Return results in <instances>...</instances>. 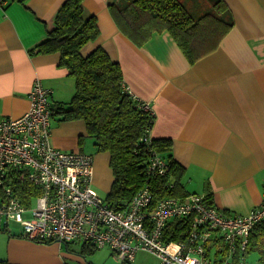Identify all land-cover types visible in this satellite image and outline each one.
Wrapping results in <instances>:
<instances>
[{
    "label": "crops",
    "instance_id": "obj_1",
    "mask_svg": "<svg viewBox=\"0 0 264 264\" xmlns=\"http://www.w3.org/2000/svg\"><path fill=\"white\" fill-rule=\"evenodd\" d=\"M65 1L0 5V121L28 110L36 80L50 91L53 108L72 98L74 80L59 65V55L37 50ZM219 1L180 0L194 21L203 18L201 29L208 33L222 30L219 19L232 22L216 47L194 62L167 30L152 32L141 44L124 33L116 19L130 0H82L84 15L96 18L99 36L81 52L103 48L120 65L125 89L149 106V135L168 141L162 155L180 168L179 177L169 181L175 184L172 195H202L225 214L246 215L264 194V0ZM50 143L92 155V181L107 195L113 180L109 155L89 151L95 147L83 121L51 118ZM83 244L80 255H65L59 253L62 245L29 240L21 228L11 230L0 220V261L8 264H78L97 250L84 244L93 249L84 252ZM137 255L133 263L119 264H141ZM244 264H264V256L247 250Z\"/></svg>",
    "mask_w": 264,
    "mask_h": 264
},
{
    "label": "built area",
    "instance_id": "obj_2",
    "mask_svg": "<svg viewBox=\"0 0 264 264\" xmlns=\"http://www.w3.org/2000/svg\"><path fill=\"white\" fill-rule=\"evenodd\" d=\"M6 1L0 0V5ZM50 94L36 80L29 93L28 110L19 118L0 121L3 224H18L23 237L34 242H81L97 249L108 246L121 262L133 263L138 253L145 252L158 264H210L212 260L244 264L251 231L264 221V194L248 214L235 215L221 212L197 194L155 200L151 186L146 185L124 209L117 210L92 190V155L51 145ZM142 106L151 111L146 103ZM149 132L146 129L139 139L150 152L147 174L165 177L169 161L156 148H149ZM12 170L20 173L16 176L19 183L11 178ZM20 183L39 191L29 197L27 205L12 189ZM174 185L170 182L169 190ZM175 223L187 226L178 240H167V230ZM78 264L88 263L83 260Z\"/></svg>",
    "mask_w": 264,
    "mask_h": 264
},
{
    "label": "trees",
    "instance_id": "obj_3",
    "mask_svg": "<svg viewBox=\"0 0 264 264\" xmlns=\"http://www.w3.org/2000/svg\"><path fill=\"white\" fill-rule=\"evenodd\" d=\"M130 1L116 19L121 30L136 44L143 43L152 32L167 30L191 62L215 48L220 36L232 26L230 20L219 19L223 28L214 35L201 29L203 18L194 21L180 0ZM217 1L215 3L219 5L221 1ZM98 36L96 18L84 15L82 0H66L57 12L54 28L37 46L39 53L58 54L59 65L65 67L74 80V94L65 106L53 108L49 98L51 118L60 115L62 120L83 121L96 151L108 153L113 180L105 200L115 209H124L146 185L151 186L155 200L174 196L168 184L174 175L179 177L180 168L170 156H164L170 166L165 177L152 178L147 174L150 152L145 145H141L139 139L152 126V112L145 110L143 102L125 89L120 65L112 61L103 48L96 47L87 55L81 52L87 43L93 42ZM151 141L149 148H156L161 154L169 150L167 140ZM19 174L12 170L10 176L19 183L16 181ZM12 189L16 190L15 194L24 205L28 204L31 195L39 194L37 190L31 191L33 188L27 183L12 185ZM186 226L171 224L166 239L178 240ZM82 248L84 252H93L84 244ZM249 251L264 256V221L252 229ZM0 264L8 263L0 261Z\"/></svg>",
    "mask_w": 264,
    "mask_h": 264
},
{
    "label": "rangeland",
    "instance_id": "obj_4",
    "mask_svg": "<svg viewBox=\"0 0 264 264\" xmlns=\"http://www.w3.org/2000/svg\"><path fill=\"white\" fill-rule=\"evenodd\" d=\"M52 122H53V119H52ZM89 151L92 153H98L96 149H94L95 151L94 152L93 148H91ZM96 187L97 186H95V182L93 178V183H92L93 192L99 195L101 198H104V196L106 195V192ZM9 225H10L11 230H18L21 228L18 224L13 223V222H9ZM67 246L69 249L65 248V245H62L63 250L59 251V253H64L66 255L72 252V253L80 255L81 253L80 252V248H81L80 242H71ZM138 254H139L138 262L141 264H155L157 262L156 258L152 256L151 254H148V253H138ZM85 257H86L85 258L86 262L92 263V264H119L120 263V260H118L115 257V255L109 250L108 246L103 247L101 249H97V250L95 249L92 254L90 253L85 254ZM82 259H84V257H82Z\"/></svg>",
    "mask_w": 264,
    "mask_h": 264
}]
</instances>
